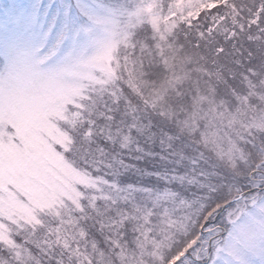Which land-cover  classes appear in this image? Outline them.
<instances>
[{
  "label": "snow or ice",
  "instance_id": "snow-or-ice-1",
  "mask_svg": "<svg viewBox=\"0 0 264 264\" xmlns=\"http://www.w3.org/2000/svg\"><path fill=\"white\" fill-rule=\"evenodd\" d=\"M0 264H264V0H0Z\"/></svg>",
  "mask_w": 264,
  "mask_h": 264
}]
</instances>
